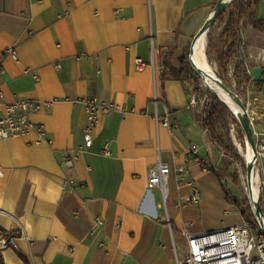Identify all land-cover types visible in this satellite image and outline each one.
Returning <instances> with one entry per match:
<instances>
[{"label":"crops","instance_id":"crops-1","mask_svg":"<svg viewBox=\"0 0 264 264\" xmlns=\"http://www.w3.org/2000/svg\"><path fill=\"white\" fill-rule=\"evenodd\" d=\"M219 1L0 0V115L19 98L51 102L31 113L45 126L44 135L0 139L1 260L178 264L176 231L187 243L186 226L200 233L244 222L195 225L191 211L203 212L207 198L226 204L225 212L238 211L223 188L227 155L188 109L186 83L162 75L167 55L176 68L183 56L190 61ZM257 13L264 19V0ZM223 27L215 22L214 38ZM206 38L207 60L218 66L215 54L208 59ZM11 47L17 60L5 54ZM241 61L253 72L261 68L259 82L264 81L263 30L242 28V46L230 69ZM88 100L113 102L119 109L101 119L93 145L66 166L63 157L84 144ZM258 120L264 132V117ZM193 144L210 162L209 170L189 158ZM159 159L173 169L186 168L201 194L198 204L179 209V198L191 190H179L173 177L170 223L160 191L148 189V170ZM12 238L18 249L4 247Z\"/></svg>","mask_w":264,"mask_h":264},{"label":"built area","instance_id":"built-area-1","mask_svg":"<svg viewBox=\"0 0 264 264\" xmlns=\"http://www.w3.org/2000/svg\"><path fill=\"white\" fill-rule=\"evenodd\" d=\"M212 29V28H211ZM18 59V53L15 48L7 49L6 53ZM194 55V54H193ZM193 55L189 54L191 60V67L193 69V78L190 81H185L188 89L189 100L188 109L196 115L203 116L210 104V91L217 92L219 97L226 102L218 92V89L224 91L220 83L226 84L221 76L219 67L213 69V75L203 71L194 61ZM193 62V63H192ZM140 63H142L140 61ZM248 73L252 79L248 82H243L242 86L245 91L250 94V98L245 101L239 94L234 93L240 97L245 105V112L250 118L252 133L255 139L257 151L254 152L248 138L240 123V107L234 101L233 104H228L230 109V116L232 122L230 124L231 139L238 149L240 154L245 158L246 166H252L251 177L248 172L246 174V183L248 184V196L255 215L254 225L248 222L240 224H232L222 226L216 229L195 233L189 230L186 226L183 234L187 241V256L185 260L178 259V264H264V209L263 213L257 214L256 203L260 201V195L254 192L256 185L263 186L264 181L260 182V164L264 156V132L257 129L258 119L264 117V81L258 84L254 80L253 70L246 65ZM200 69V72H197ZM219 69V70H218ZM3 73V69H0ZM232 87L238 85V81L234 76V70H229ZM208 80L210 82H208ZM212 83L214 85H212ZM240 84V83H239ZM227 85V84H226ZM241 85V84H240ZM228 86V85H227ZM233 90L232 87L228 86ZM225 92V91H224ZM228 95V93L225 92ZM3 93L0 91V98ZM155 102L158 97H154ZM42 105L50 106L51 102H40L33 99H16L12 103L5 104V110L0 115V139H17L30 135L32 132H37L39 135H44L46 128L42 124H37L31 118L32 111L39 110ZM88 122L84 133V144L80 147L74 155H65L62 163L66 166H72L79 154L91 147L94 143V135L96 128L101 119L112 112L119 109L116 103H96L94 100H88ZM243 130V141L239 137V131ZM243 143L246 145L244 150ZM246 151V152H245ZM105 153L109 152L107 149ZM224 154H228L224 151ZM250 154V155H249ZM189 158L193 159L199 165L203 166V170L210 169L211 164L207 158L201 155L200 146L193 144L189 150ZM5 175L4 169L0 164V179ZM175 177L178 183V189L188 187L191 194L186 197H180L177 206L179 209L185 208L189 204H198L201 199V194L195 185L193 179L189 176L186 168L179 167L173 169L168 163L159 159L156 164L148 170V189L158 190L162 195V203L166 209L167 220L170 223L168 215V198L170 195V182ZM260 182V184H259ZM97 224H102V218H96ZM4 247H13L18 249L19 246L15 239H9L4 242ZM0 264H7L0 259Z\"/></svg>","mask_w":264,"mask_h":264},{"label":"trees","instance_id":"trees-1","mask_svg":"<svg viewBox=\"0 0 264 264\" xmlns=\"http://www.w3.org/2000/svg\"><path fill=\"white\" fill-rule=\"evenodd\" d=\"M261 0H232L227 8L219 15L217 21L224 24L219 36L213 37L212 31L209 33L208 39V55L213 56L217 60L218 67L225 77L222 80L231 87L230 81L226 78L230 70V64L238 57L242 46V28L253 26L264 31V19L260 18L257 9ZM172 54V53H171ZM163 79L177 78L182 81H190L194 79L193 69L187 55L180 59V67L173 66L171 57L166 56L164 60ZM234 76L240 84L248 82L252 76L248 73L245 61L239 62L234 69ZM261 84V82H258ZM210 104L203 116L196 115L199 124L214 139V141L224 150H228V146L219 139V127L227 123L230 118V109L214 92H209ZM229 154L228 152H226ZM223 188L230 200L231 194L226 185ZM262 205V204H261ZM242 215L246 221L254 225V214H248L246 210H242ZM253 220V221H252Z\"/></svg>","mask_w":264,"mask_h":264},{"label":"rangeland","instance_id":"rangeland-1","mask_svg":"<svg viewBox=\"0 0 264 264\" xmlns=\"http://www.w3.org/2000/svg\"><path fill=\"white\" fill-rule=\"evenodd\" d=\"M208 56V59L210 60V56ZM215 56V55H214ZM214 69H217L214 64H211ZM217 66V65H216ZM218 67V66H217ZM219 70V69H218ZM220 76L223 78L225 75L222 74L220 71ZM226 78L230 81L231 87L233 83L231 82L230 76L227 75ZM238 81V80H237ZM235 93L239 94L245 101H247L250 98V94H248L247 91L244 90L242 84H239L236 87H232ZM223 93H225L223 91ZM232 122V117L228 119L227 123H224L221 125L218 129L219 131V139L220 141L224 142L228 146V150L224 149L222 150V153L228 152V156H225V166L223 170V174H226L227 176L225 183L227 184L226 187L229 190H233L234 192H231V204H235L238 208V211L236 209H233L232 211L225 212L226 204L221 203V201H218L217 199H210L207 198L203 202V212L200 213L199 207L194 208L191 211L192 219L195 222V225L197 228L201 227V224H220V225H226L229 221H232L234 223L241 221H246L241 219V212L242 210H246L248 214H253V210L251 207V203L248 196V184L246 183V174H247V166L245 158L240 154L238 149L235 147L231 135H230V124ZM239 137L243 141L244 139V132L243 130L239 131ZM244 150H246V145L243 143ZM246 152V151H245ZM225 155V154H224ZM226 167V168H225ZM226 172V173H225ZM260 182L264 181V156L262 157L261 164H260ZM224 179V178H223ZM259 182V184H260ZM173 184V183H172ZM261 185V184H260ZM172 191V194H171ZM236 195V196H235ZM260 203L262 204V208L264 209V185L260 186ZM175 196V187L170 185V195L168 198V204L167 209L170 214H172V206ZM199 209V210H198ZM172 217V215H171ZM253 221V220H252ZM255 222V218H254ZM175 230V229H174ZM176 246L178 248L179 255L181 257V260H185L187 256V246L186 242L181 237V234L176 231Z\"/></svg>","mask_w":264,"mask_h":264},{"label":"water","instance_id":"water-1","mask_svg":"<svg viewBox=\"0 0 264 264\" xmlns=\"http://www.w3.org/2000/svg\"><path fill=\"white\" fill-rule=\"evenodd\" d=\"M232 0H220L218 2V4L216 5L215 7V12L212 16V18L208 21V23L206 24V26L202 29V31L200 32V36L202 35H208L211 31V28L213 27V25L215 24V22L217 21L219 15L227 8V6L229 5V3L231 2ZM190 54L193 55L194 54V46L192 47L191 51H190ZM191 62V60H190ZM193 63V62H192ZM197 72H200V69H197ZM253 75H254V80L259 82L262 80V70L261 68L257 67L254 69V72H253ZM221 87L224 89V91L226 93H228V95L230 97H232L234 99L235 102L238 103V106L240 107L239 109V112H240V123H241V126L248 138V141L250 142L254 152L257 151V148H256V143H255V139H254V136H253V133H252V127H251V122H250V118L249 116L247 115V113L245 112V105L244 103L242 102V100L240 99V97L238 95H236L226 84L224 83H220ZM217 96L218 93L217 92H214ZM247 172H248V176L249 178L251 177V173H252V166L249 165L247 167ZM256 210H257V214H260V213H263V208L261 206V203L260 201L256 203Z\"/></svg>","mask_w":264,"mask_h":264},{"label":"bare ground","instance_id":"bare-ground-1","mask_svg":"<svg viewBox=\"0 0 264 264\" xmlns=\"http://www.w3.org/2000/svg\"><path fill=\"white\" fill-rule=\"evenodd\" d=\"M206 35H203L201 37V39L199 40L198 43H196L195 47H194V55H193V59L195 61V63L205 72H208L209 74L213 75V69L212 67L210 66L208 60H207V57H206V54H205V48H206ZM208 82H210L208 80ZM212 85H214L212 83ZM218 92L219 94L221 95V97L226 101V103L228 104H233V99L223 93L222 90L218 89ZM250 155V154H249ZM254 192L256 194H259L260 192V187L259 185H256L255 188H254Z\"/></svg>","mask_w":264,"mask_h":264}]
</instances>
